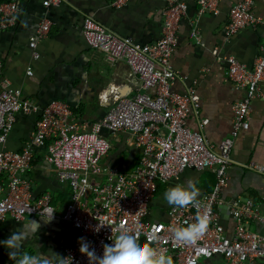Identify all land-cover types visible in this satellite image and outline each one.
<instances>
[{
	"label": "built area",
	"instance_id": "built-area-1",
	"mask_svg": "<svg viewBox=\"0 0 264 264\" xmlns=\"http://www.w3.org/2000/svg\"><path fill=\"white\" fill-rule=\"evenodd\" d=\"M67 0H44L43 6H60ZM129 0H117L123 6ZM256 0H235L230 12L227 35H234L246 27L260 25L262 19L253 12ZM163 37L153 44H137L124 39L91 17L83 24L84 36L91 48L103 52L110 63H128L132 75L138 77L143 91L133 98L122 97L119 87H112L102 95L114 105L105 117L90 130L83 129L74 111L62 101H53L41 107L23 96L19 89L0 91V221L12 217L23 221L28 216H39L45 210L56 219L49 193L35 197L34 183L27 177L33 167L35 151L46 148L47 160L57 168L58 181L71 187L64 221L75 232V241L64 249L62 258L68 264H89L80 253L81 238L103 255V245L119 234L112 228L138 233L140 243L157 251L164 250L173 264H200L215 257L228 264H264V235L253 232L249 222L264 226V202L252 199L234 203V234L229 237L221 223L217 206L229 182L231 152L236 139L250 129V105L264 101L261 85L264 83V42L253 68H248L236 57H229L228 78L246 95L234 107L233 132L217 148L209 146L202 133L188 127L192 111L199 109V97L192 92H173L171 58L176 44L180 20L186 13L182 0H167ZM202 12H217L218 0H197ZM17 3L0 7L1 27H13L17 21ZM52 22L43 18L29 47L34 59L41 58L38 43L46 39ZM3 62L0 52V75ZM34 72L29 69L28 75ZM152 91V92H151ZM39 114L35 138L20 153L4 149L21 115ZM116 135L125 132L135 137L141 157L132 171L119 163L103 165L112 150L103 131ZM36 149V150H35ZM250 171L264 176V167L251 163ZM188 170L214 172L216 184L211 192L198 199L201 213L210 216L205 234L194 246H185L174 238L173 229L196 223L197 209L170 208L165 222L148 221L150 207L160 184L176 182ZM111 238V239H110Z\"/></svg>",
	"mask_w": 264,
	"mask_h": 264
},
{
	"label": "crops",
	"instance_id": "crops-1",
	"mask_svg": "<svg viewBox=\"0 0 264 264\" xmlns=\"http://www.w3.org/2000/svg\"><path fill=\"white\" fill-rule=\"evenodd\" d=\"M117 0H67L60 6L45 8L44 0H0L4 4L17 3L19 7L15 26L2 28L0 15V52L3 69L0 75V91L19 89L30 101L46 107L53 101H62L74 111L83 129L90 130L101 121L113 107L102 95L112 87H119L122 97L133 98L143 91L138 77L132 75L127 62L110 63L107 56L87 43L83 24L91 17L121 38L137 44H153L163 37L167 0H129L116 6ZM187 6L179 22L171 66L178 77L173 80L175 93L196 94L199 109L192 111L188 127L200 132L211 147L217 148L221 141L233 132L234 107L245 98V91L232 84L228 78L229 57H236L248 68H253L264 42V0H256L254 14L263 23L241 29L227 35L230 12L235 0H218L217 12H202L197 0H182ZM43 18L52 22L50 35L40 41L37 51L41 58L34 59L29 43L36 34ZM32 70L33 75H28ZM264 92V83L261 85ZM152 92V91H151ZM40 115H21L4 149L20 153L35 138ZM250 129L236 139L231 152L229 182L217 206L225 233L234 234V203L252 199L264 202V176L247 167L257 164L264 167V101L257 99L250 105ZM112 144L103 165L119 163L127 172L139 162L141 151L135 137L120 132L116 135L103 131ZM36 150V149H35ZM46 148L35 151V160L27 177L34 183L35 197L49 193L56 219L45 223L39 216H28L23 221L8 217L0 221V241L5 240L21 223L38 221V232L25 242L23 251L29 254L49 250L63 256L64 249L75 241L72 226L64 221L71 201V187L58 181L55 165L47 160ZM192 180L200 196L211 192L216 184L214 172L188 170L173 183L160 184L152 201L148 221L165 222L171 208L164 200L167 189L176 185L187 186ZM198 197V198H199ZM263 206V205H262ZM264 210V208H263ZM251 231L264 235V226L249 222ZM0 264H15L8 252L0 246ZM200 264H228L216 257Z\"/></svg>",
	"mask_w": 264,
	"mask_h": 264
},
{
	"label": "clouds",
	"instance_id": "clouds-1",
	"mask_svg": "<svg viewBox=\"0 0 264 264\" xmlns=\"http://www.w3.org/2000/svg\"><path fill=\"white\" fill-rule=\"evenodd\" d=\"M199 196L200 191L192 180L187 181V186L176 185L164 193V200L174 209H184L188 206L197 209L196 223L173 229L175 240L185 246L196 245L210 223V216L200 211L202 205ZM47 213L48 210H45L40 214L45 223L50 222L52 217V214L49 216ZM39 228L38 221L28 220L21 223L8 238L0 241V246L8 252L9 260L15 264H68L69 258H62L51 250L47 254H29L23 251L25 242L31 239ZM111 230L112 233L115 231L119 234L115 239L110 238L111 244L103 245L102 256H98L94 249L90 250V245L81 238L80 253L88 258L89 264H173L172 257L166 255L164 250L157 251L147 244L142 245L138 233L112 227Z\"/></svg>",
	"mask_w": 264,
	"mask_h": 264
},
{
	"label": "water",
	"instance_id": "water-1",
	"mask_svg": "<svg viewBox=\"0 0 264 264\" xmlns=\"http://www.w3.org/2000/svg\"><path fill=\"white\" fill-rule=\"evenodd\" d=\"M216 258V257H215Z\"/></svg>",
	"mask_w": 264,
	"mask_h": 264
}]
</instances>
